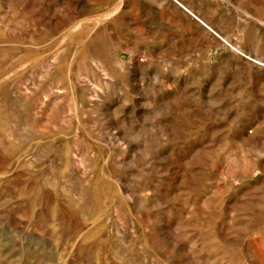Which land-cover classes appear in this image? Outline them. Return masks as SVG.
I'll return each instance as SVG.
<instances>
[{"label":"rangeland","instance_id":"rangeland-1","mask_svg":"<svg viewBox=\"0 0 264 264\" xmlns=\"http://www.w3.org/2000/svg\"><path fill=\"white\" fill-rule=\"evenodd\" d=\"M0 264H264V0H0Z\"/></svg>","mask_w":264,"mask_h":264}]
</instances>
